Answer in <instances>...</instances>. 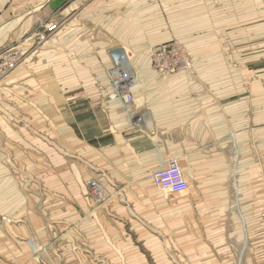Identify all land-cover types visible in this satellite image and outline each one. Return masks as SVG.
I'll use <instances>...</instances> for the list:
<instances>
[{"label":"crops","instance_id":"1","mask_svg":"<svg viewBox=\"0 0 264 264\" xmlns=\"http://www.w3.org/2000/svg\"><path fill=\"white\" fill-rule=\"evenodd\" d=\"M51 19L60 28L33 51ZM255 27L264 38V0H0V50L21 45L26 55L0 83V264L154 260L164 199L151 174L181 158L188 188L207 173L222 186L223 156L234 153L223 125H264V66L234 69V101L224 105L221 84L164 77L149 59L142 67L141 45L251 43ZM118 67L132 73L133 103L114 96ZM240 128L235 147L249 154V128ZM92 176L109 194L104 203L89 195Z\"/></svg>","mask_w":264,"mask_h":264},{"label":"rangeland","instance_id":"2","mask_svg":"<svg viewBox=\"0 0 264 264\" xmlns=\"http://www.w3.org/2000/svg\"><path fill=\"white\" fill-rule=\"evenodd\" d=\"M177 5L176 14L182 22L181 15L186 13L178 12ZM238 31L246 30L239 28ZM254 32L255 40L251 43H220L215 41L214 37L198 44H185L180 39L166 42L178 43L189 55L191 66L172 75L156 72L167 78L184 74L191 83H207L212 80L217 85L221 84L223 103L229 105L234 101L232 97L236 91L234 69L264 66V38L258 37L257 33L260 32L257 27ZM209 33L214 36V29H208L207 34ZM37 36L32 46L33 51L42 48L51 37L48 36L45 41L39 43ZM157 45L160 44L141 45L145 57L140 61L142 67L146 59L150 60V48ZM15 46L20 47L23 56L14 70L24 64L26 57L24 47ZM253 77L256 80L262 78L257 74ZM4 78L0 79V83ZM246 110L240 108L239 115L246 114ZM223 126L224 129H229L226 132L228 137L224 136L223 142L225 144L229 141L231 147L234 145V153L223 156L222 186H218V180H215V186L214 178L211 179L208 173L203 175L199 184L196 182L194 187H189L183 196L167 198L156 186L164 204L160 205L162 208L154 215V260L149 257V264H264V125L255 121L254 124L239 123L236 126L225 123ZM244 126L249 128L251 135L248 142L249 154H246V149L242 151L235 147L237 143L242 147V139H236V127L240 131V127ZM224 149L226 150L225 146ZM177 159L183 170L182 159ZM247 162L253 163L250 164L253 169L249 165L248 171L246 166L242 171L241 165L243 167ZM18 174L25 180L32 181L28 171H20ZM216 177H219L218 174ZM91 178L97 179L95 176ZM246 181L251 187H242L247 185ZM247 189L251 190L248 192ZM89 190V195H92L90 187ZM184 198L186 199L183 200ZM134 240L139 244L137 237H134Z\"/></svg>","mask_w":264,"mask_h":264},{"label":"built area","instance_id":"3","mask_svg":"<svg viewBox=\"0 0 264 264\" xmlns=\"http://www.w3.org/2000/svg\"><path fill=\"white\" fill-rule=\"evenodd\" d=\"M61 26L57 20L51 19L44 23L43 30L39 32V43L54 34ZM152 67L161 74H176L180 70L189 69L191 60L189 55L178 43H163L150 48L149 51ZM23 52L20 47L8 46L0 50V79L12 72L20 62ZM132 73L123 68H115L112 72V83L115 89L114 96L121 98L126 104L134 102V85ZM143 116L136 117L134 125H139ZM165 197L183 196L188 191V183L177 158L171 159L166 166L156 169L150 176ZM87 184L91 188L92 196L99 202L107 200V192L103 184L95 178H90Z\"/></svg>","mask_w":264,"mask_h":264},{"label":"water","instance_id":"4","mask_svg":"<svg viewBox=\"0 0 264 264\" xmlns=\"http://www.w3.org/2000/svg\"><path fill=\"white\" fill-rule=\"evenodd\" d=\"M124 49L119 47L112 51V55L116 59V62L121 65V63H126L127 59L124 58Z\"/></svg>","mask_w":264,"mask_h":264},{"label":"bare ground","instance_id":"5","mask_svg":"<svg viewBox=\"0 0 264 264\" xmlns=\"http://www.w3.org/2000/svg\"><path fill=\"white\" fill-rule=\"evenodd\" d=\"M133 80V79H132ZM135 86V84H133Z\"/></svg>","mask_w":264,"mask_h":264}]
</instances>
